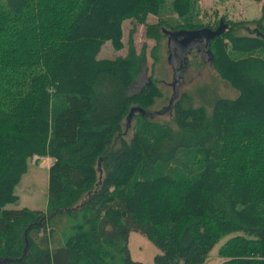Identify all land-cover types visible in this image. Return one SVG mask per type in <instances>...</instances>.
<instances>
[{"label": "trees", "instance_id": "1", "mask_svg": "<svg viewBox=\"0 0 264 264\" xmlns=\"http://www.w3.org/2000/svg\"><path fill=\"white\" fill-rule=\"evenodd\" d=\"M261 11L220 16L210 42L236 97L210 114L181 97L171 122L138 112L125 138L129 106L156 89L129 91L147 61L137 27L156 43L162 28L214 27L200 0H0V264H206L221 241L218 264H264ZM125 21L126 56L101 58ZM33 156L53 160L47 206L9 208ZM132 233L158 250L150 262L132 259Z\"/></svg>", "mask_w": 264, "mask_h": 264}, {"label": "rangeland", "instance_id": "2", "mask_svg": "<svg viewBox=\"0 0 264 264\" xmlns=\"http://www.w3.org/2000/svg\"><path fill=\"white\" fill-rule=\"evenodd\" d=\"M262 2L253 0H200L202 22H213L212 25H217L219 17L224 15L231 20H247L254 17H259L262 14ZM156 18L151 17L149 22H154ZM219 25V23H218ZM217 25V26H218ZM253 28L252 25H250ZM143 25L138 26L134 44L137 51L142 46L146 48L147 61L143 72L130 85V94L135 95L140 93L147 81L155 85V92L149 96V101L144 100L142 105L131 104L127 114L124 115L122 129L125 131V138H129L132 134V126L135 118L139 115L137 108H143L148 118L156 122H171L174 115V110H169V100L173 94L174 72L171 65L168 63L169 52L167 50V38L162 33L159 42H154L152 39H147L143 34ZM245 28V27H244ZM239 30L240 33L247 32L245 29ZM130 29L129 21L123 23L124 31V46L116 50L110 41L104 45L100 52L101 58L114 59L116 57H125L128 47V33ZM154 49V56L151 53ZM156 59V60H154ZM191 64L179 75L177 84L178 98L174 103L184 97L183 104L192 105L194 107L203 106L208 114L211 113L213 104L220 97L234 98L238 95V91L229 86L220 78L217 71L212 66L211 62H204L199 55L195 58L193 55L189 58ZM131 108H134L132 118H128V113ZM53 160L49 157L33 156L29 161V169L26 175L23 176L21 182L16 187L15 193L18 201L9 208H27L29 210H44L47 206V188H48V170ZM221 241L212 250L206 264H218L219 258L217 250ZM129 250L131 257L139 261H151L158 250L145 237L133 233L129 238Z\"/></svg>", "mask_w": 264, "mask_h": 264}, {"label": "water", "instance_id": "3", "mask_svg": "<svg viewBox=\"0 0 264 264\" xmlns=\"http://www.w3.org/2000/svg\"><path fill=\"white\" fill-rule=\"evenodd\" d=\"M227 24L220 21L219 25L215 30L210 29H197V30H167L165 28H162L163 35L167 38V50L169 51L168 56V63L171 65L173 72H174V82H173V94L169 100V110L173 109L174 101L178 98V90H177V84L179 82L178 78L179 75L186 69V55L187 52H189L192 48L195 47L196 43L192 40L194 38L200 37L204 35L203 32L207 31L208 36L206 38L207 41V48L209 49V53H211L210 50V42L213 38L221 35L223 31L226 29ZM178 36H183L181 39H179ZM191 40V41H190ZM202 42V41H200ZM191 43V44H190ZM176 52V53H175ZM176 56L180 60L179 67H177V61ZM135 109L131 108L128 113V118H131L133 115V111ZM138 112H140L142 115L145 114L144 110L142 108H137Z\"/></svg>", "mask_w": 264, "mask_h": 264}, {"label": "flooded vegetation", "instance_id": "4", "mask_svg": "<svg viewBox=\"0 0 264 264\" xmlns=\"http://www.w3.org/2000/svg\"><path fill=\"white\" fill-rule=\"evenodd\" d=\"M218 25V24H217ZM217 25L216 26H211V27H203L202 29H210V30H215L217 28ZM199 28V27H198ZM180 29H183V30H189L191 28H180ZM194 30H197L195 28H192ZM201 29V28H200ZM168 30V29H167ZM179 30V29H178ZM174 31V30H172ZM201 35H204L203 38L202 36L200 37H197V38H194L192 39L196 45L194 48H192L189 52H187V55H186V68L189 67V65L191 64V61L189 60V58H191V56L193 55L195 58H198L199 55L201 56V59L204 61V62H211L212 63V54L209 53V49L207 48V41H206V38L208 36V32L205 31L203 32V34L201 33ZM179 39H181L183 36H178ZM191 41V40H190ZM202 41V42H200ZM191 44V43H190ZM169 52V51H168ZM176 53V52H175ZM175 57H176V61H177V67H179V64H180V60L179 58L176 56L175 54ZM146 84H151L150 81L148 80ZM147 115V114H146Z\"/></svg>", "mask_w": 264, "mask_h": 264}, {"label": "crops", "instance_id": "5", "mask_svg": "<svg viewBox=\"0 0 264 264\" xmlns=\"http://www.w3.org/2000/svg\"><path fill=\"white\" fill-rule=\"evenodd\" d=\"M133 234V233H132ZM131 235V234H130ZM130 235H129V238H130ZM129 242V240H128ZM128 248H129V243H128ZM130 251V250H129ZM131 255V254H130ZM133 259V258H132ZM134 260V259H133ZM136 261H139V260H136ZM142 262H150V261H142Z\"/></svg>", "mask_w": 264, "mask_h": 264}, {"label": "bare ground", "instance_id": "6", "mask_svg": "<svg viewBox=\"0 0 264 264\" xmlns=\"http://www.w3.org/2000/svg\"><path fill=\"white\" fill-rule=\"evenodd\" d=\"M132 118V117H131Z\"/></svg>", "mask_w": 264, "mask_h": 264}]
</instances>
